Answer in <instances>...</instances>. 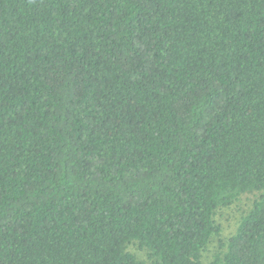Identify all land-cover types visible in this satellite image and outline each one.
Listing matches in <instances>:
<instances>
[{"label":"trees","instance_id":"16d2710c","mask_svg":"<svg viewBox=\"0 0 264 264\" xmlns=\"http://www.w3.org/2000/svg\"><path fill=\"white\" fill-rule=\"evenodd\" d=\"M131 243L264 264V0H0V264H144Z\"/></svg>","mask_w":264,"mask_h":264},{"label":"rangeland","instance_id":"374dc122","mask_svg":"<svg viewBox=\"0 0 264 264\" xmlns=\"http://www.w3.org/2000/svg\"><path fill=\"white\" fill-rule=\"evenodd\" d=\"M256 198V194H244L241 195L229 208H221L216 211L214 220L221 229V239L226 240L235 233L241 219L251 209ZM216 245L217 242L210 243L207 251L203 253L204 262H208L210 260V256L215 251ZM127 252L133 255L138 261L144 264H149L147 252L140 249L136 243L129 244L127 246Z\"/></svg>","mask_w":264,"mask_h":264}]
</instances>
